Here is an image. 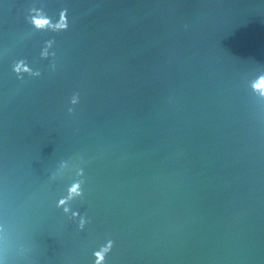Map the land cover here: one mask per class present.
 <instances>
[{"label": "water", "instance_id": "obj_1", "mask_svg": "<svg viewBox=\"0 0 264 264\" xmlns=\"http://www.w3.org/2000/svg\"><path fill=\"white\" fill-rule=\"evenodd\" d=\"M261 77L264 0H0V264H264Z\"/></svg>", "mask_w": 264, "mask_h": 264}, {"label": "clouds", "instance_id": "obj_2", "mask_svg": "<svg viewBox=\"0 0 264 264\" xmlns=\"http://www.w3.org/2000/svg\"><path fill=\"white\" fill-rule=\"evenodd\" d=\"M61 16L64 19V23H63L62 26H59V27H60V30L61 31H64V30H67V28H68L67 9L62 10ZM31 19H32L35 27H37L39 29H42V30H47L46 25H45V20L47 19L46 17H39L38 18L36 16H33ZM23 64H24V61L21 60L13 68V71L17 74L18 78H21L19 76V73H20L21 65H23ZM25 70H27V68H25ZM260 79L261 80H264V77H261ZM78 101H79V96L77 94V95L73 96L72 103L75 104ZM69 111H72V110L69 109ZM72 191L76 192V195L77 196H82L83 195L82 188H80L78 184L76 185V187L72 188ZM63 199L64 198H60L58 200V203H57V206L58 207L63 203ZM112 246H113V242L111 240H109L107 242V247H106V249H104V253L103 254L101 252L94 253V256L95 257H99L98 260L95 259V264H104V262H105V256H106V254L108 252H110Z\"/></svg>", "mask_w": 264, "mask_h": 264}]
</instances>
